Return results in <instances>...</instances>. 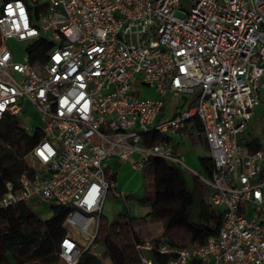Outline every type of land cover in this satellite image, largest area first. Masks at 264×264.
<instances>
[{"label": "built area", "instance_id": "obj_1", "mask_svg": "<svg viewBox=\"0 0 264 264\" xmlns=\"http://www.w3.org/2000/svg\"><path fill=\"white\" fill-rule=\"evenodd\" d=\"M36 42L48 45L44 58H32ZM262 77L264 0H0V120L15 117L30 133L20 119L29 105L42 136L25 154L27 169L5 183L0 207L66 208L57 255L79 264L99 257L109 162L138 154L140 170L160 158L208 188L221 224L200 244L135 243L139 263L157 264V252L173 255L165 264H264V148L238 142L260 106ZM144 90L154 96L142 98ZM168 97L183 105L162 121ZM190 120L202 128L209 177L168 141L145 140Z\"/></svg>", "mask_w": 264, "mask_h": 264}, {"label": "trees", "instance_id": "obj_2", "mask_svg": "<svg viewBox=\"0 0 264 264\" xmlns=\"http://www.w3.org/2000/svg\"><path fill=\"white\" fill-rule=\"evenodd\" d=\"M29 3L31 0H23ZM36 10L40 6L33 5ZM32 58H44L48 45L36 42L37 46ZM33 47V46H32ZM1 136L5 143L15 148L18 153L8 156L7 165L0 163V195L4 192L6 182H16L19 175L27 169L24 156L34 145L41 140V132L36 128L33 132H27L20 121L12 116H6L0 120ZM193 139L195 134L204 149L208 151L207 143L202 135V128L198 121L190 120L179 132ZM148 143H158L166 140L171 143L170 136L152 133L145 139ZM264 144L253 140L246 146L248 152H255ZM22 151V152H21ZM22 157V158H21ZM152 170L151 192L137 204L149 207L146 217L156 218L162 222L166 231L175 226H180L189 237L190 244H200L208 236L216 235L221 224V211L213 207L209 202V190L198 179L191 178L187 181L184 171L170 162L151 158L146 163ZM199 174L209 177L213 170V163L208 155L198 158ZM50 216L42 218L33 212L24 203H16L9 207H0V263L6 264H56L59 261L57 255L58 243L65 235L63 220L67 209L61 206L50 205ZM133 217H127L121 223L108 224L105 228V236L98 239L99 246L105 247L109 241L111 245V257L113 264H130V261L117 245L114 238V229L117 225L128 228L132 245L144 239L154 240L159 236L141 237L133 228ZM169 244L176 246L166 239ZM110 250V249H109ZM109 252V251H108ZM173 255L165 256L157 252L153 258L157 264H165ZM79 264H100L95 257L85 254Z\"/></svg>", "mask_w": 264, "mask_h": 264}, {"label": "rangeland", "instance_id": "obj_3", "mask_svg": "<svg viewBox=\"0 0 264 264\" xmlns=\"http://www.w3.org/2000/svg\"><path fill=\"white\" fill-rule=\"evenodd\" d=\"M177 15H179L177 13ZM22 47L24 45L22 44ZM150 97L146 92H144L142 98ZM183 105V99L181 97L167 98L166 106L163 110L162 116L160 119L162 121L171 119L173 116L176 115L177 111H179L182 108ZM259 114L260 121L254 120L251 122V127L254 130V133L256 134L259 139L262 141L264 140V106L260 107ZM158 117V118H159ZM20 119L22 123H24L31 132L35 130V128L40 124V117L39 114L29 105H26L20 115ZM250 126L248 125V128ZM247 128V129H248ZM245 130L243 134L238 138V142L240 145H242L244 142L243 137L248 139L251 135L248 134V130ZM1 131V128H0ZM172 138V141L177 144L178 151L183 156V164L199 173V166H198V158L203 155H209V153L204 149L203 145L201 144L200 140L195 137V140L190 138L188 135H180V134H174L170 136ZM22 152V151H21ZM14 153H18V151L15 148H11L7 143L4 142L1 132H0V163L2 165L9 164L8 156L13 155ZM25 160V155H23ZM22 158V157H21ZM27 167V165H26ZM151 167L148 166L145 168L144 175L145 180L143 181L146 183L145 187L147 188L149 185V177L152 175ZM180 168V167H179ZM184 171L185 178L187 181H190L193 176L184 168H180ZM118 181H117V187L114 186L112 189L109 190L106 200L104 202V206L102 209L101 217L104 218V220L100 219V230H99V238H102L105 236V228L108 226V224L112 223H121L124 217H133L136 219L144 220L146 218V214L149 212V207L137 205L136 203L132 202H125L123 197L121 198H114L113 197V190H117L121 192L123 195H126V193H130L133 197H137L136 200H142L145 198V187L139 185V181L141 180V174L134 173L129 170V168H123L120 171H118ZM123 191H122V190ZM125 191V192H124ZM149 192H151V186H149ZM135 199V198H134ZM35 213H40L42 218H46L50 216V212L48 211L47 206H41L39 204L33 205L32 209ZM106 221V222H105ZM142 223H139V225ZM152 233H159L160 235L164 234L165 238L176 244L178 247H185L189 246L190 241L188 235L185 233V231L180 226H175L171 228L170 230L166 231L163 229L161 224L159 222H154V225L150 226L149 229ZM114 238L115 242L118 246H120L123 251L126 253L130 264H140L137 254L133 248L132 245V239L131 234L128 230V228H122L121 226L117 225V228L114 229ZM111 245L108 241L105 247L98 248L99 250V257L96 258L99 260L100 264H113V261L111 257L109 256V253L111 252ZM110 249V250H109ZM109 251V252H108ZM0 264H6V262L2 261ZM30 264V263H29ZM56 264H62L60 261H58Z\"/></svg>", "mask_w": 264, "mask_h": 264}, {"label": "crops", "instance_id": "obj_4", "mask_svg": "<svg viewBox=\"0 0 264 264\" xmlns=\"http://www.w3.org/2000/svg\"><path fill=\"white\" fill-rule=\"evenodd\" d=\"M261 88H260V93H259V97H260V106L256 109V111H255V116H254V120H257V121H260L261 119H260V116H258V114H259V110L258 109H260V107H262V106H264V77H262L261 78ZM144 92H146L150 97H153L154 96V94H153V92L152 91H150V90H144ZM169 98V97H168ZM253 119L251 120V122L253 121ZM251 122L249 123V128L247 129L248 130V134L249 135H251L248 139H246V138H242V139H244V142L245 143H243L241 146L243 147V149L244 150H246L247 151V148H246V146H247V144L249 143V142H252L253 140H256L257 142H259V143H261V144H264V140H260L259 139V137L256 135V134H258V132L255 134L254 133V130L252 129V127H251ZM176 134H180V135H185L186 133H185V131H183V133L181 134L179 131L176 133ZM243 133H241L240 135H239V137L242 135ZM195 137H197L195 134L193 135V140H195ZM238 137V138H239ZM171 138V137H170ZM171 145L177 150V152H179L178 151V149H177V144H175L173 141H172V138H171ZM262 148H264V146H262ZM208 153H209V150L207 151ZM180 153V152H179ZM204 156V155H203ZM209 156V155H208ZM201 157V156H200ZM138 161V160H140V156L138 155V154H133L132 156H131V158L128 160V161H126V162H124V163H120V162H117L116 160H111L110 162H109V167H108V169H107V179L109 180V182H111V184H112V186H114L115 188H118L117 187V181H118V171H120L121 169H123V168H129V170L130 171H132V172H134V173H140L141 174V180L139 181L140 183H139V185L141 186H144L145 187V185H146V183H144L143 181L145 180V182H146V180L147 179H145V175H144V172H142V171H144L145 170V168L146 167H148L149 165L147 164H144L143 166H142V168L140 169V170H136V169H133L132 168V163L134 162V161ZM144 169V170H143ZM151 169V168H150ZM149 185H148V187L146 188L145 187V191H146V193H145V196H147V195H149V186H151V182H152V175L149 177ZM122 190V189H121ZM123 191V190H122ZM125 192V191H124ZM107 197V196H106ZM135 198V199H134ZM123 199L125 200V202H132L133 204L134 203H136V199H137V197H133L130 193H126V195H124V197H123ZM105 200H106V198H105ZM105 200H104V202H105ZM137 204V203H136ZM138 205V204H137ZM103 206H104V203H103ZM102 209H103V207H102ZM38 215H40V213H37ZM41 216V215H40ZM46 218H48V217H46ZM102 218V217H101ZM126 217H124V219H125ZM103 220H104V218H102ZM106 222V221H105ZM154 222H159L160 224H161V226H162V222L160 221V220H158V219H156V218H151V217H146L144 220H141V219H134V222H133V228H134V230L136 231V233H137V235H139V236H141V237H146V236H158V235H160L159 233H157V234H155V233H152L149 229H150V226L151 225H154ZM139 223H142V224H140L139 225Z\"/></svg>", "mask_w": 264, "mask_h": 264}, {"label": "water", "instance_id": "obj_5", "mask_svg": "<svg viewBox=\"0 0 264 264\" xmlns=\"http://www.w3.org/2000/svg\"><path fill=\"white\" fill-rule=\"evenodd\" d=\"M36 128H38V126H37ZM36 128H35V129H36Z\"/></svg>", "mask_w": 264, "mask_h": 264}]
</instances>
